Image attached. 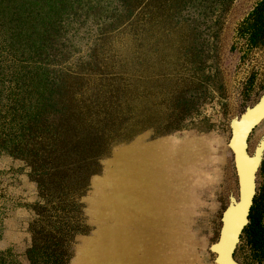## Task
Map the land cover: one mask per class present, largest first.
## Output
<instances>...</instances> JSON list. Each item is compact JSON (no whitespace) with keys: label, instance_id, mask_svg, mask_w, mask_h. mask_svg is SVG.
Returning a JSON list of instances; mask_svg holds the SVG:
<instances>
[{"label":"rangeland","instance_id":"1","mask_svg":"<svg viewBox=\"0 0 264 264\" xmlns=\"http://www.w3.org/2000/svg\"><path fill=\"white\" fill-rule=\"evenodd\" d=\"M64 8L65 68L88 73L85 97L110 95L100 79L114 77L109 88L128 105L122 135L77 198L85 232L71 238L68 264H216L222 215L239 198L231 122L264 96V0H67ZM248 146L251 157L263 150L260 197L264 120ZM42 192L28 164L0 153V264H34L33 229L47 228L63 198ZM234 259L264 264L244 234Z\"/></svg>","mask_w":264,"mask_h":264},{"label":"trees","instance_id":"2","mask_svg":"<svg viewBox=\"0 0 264 264\" xmlns=\"http://www.w3.org/2000/svg\"><path fill=\"white\" fill-rule=\"evenodd\" d=\"M66 1L0 0V153L28 164L43 195L50 188L63 193L48 211L47 228L33 229L34 264H68L71 238L85 232L74 217L77 198L128 120L124 92L109 88L114 77L100 79L109 86L99 91L110 95L85 97L88 73L65 68ZM262 204L264 193L255 197L243 234L264 259Z\"/></svg>","mask_w":264,"mask_h":264},{"label":"bare ground","instance_id":"3","mask_svg":"<svg viewBox=\"0 0 264 264\" xmlns=\"http://www.w3.org/2000/svg\"><path fill=\"white\" fill-rule=\"evenodd\" d=\"M264 114V105L259 108L254 117H261ZM249 127L245 123H240L234 129V138L232 148L235 155L236 167L239 171V191L242 194V204L232 213H229L224 222L223 240L219 248V256L221 264H235L233 258L230 257V245L234 241L236 228L241 220L245 204L252 189L253 169L258 164V157H251L247 152V133ZM257 157V158H256ZM256 158V159H255Z\"/></svg>","mask_w":264,"mask_h":264},{"label":"water","instance_id":"4","mask_svg":"<svg viewBox=\"0 0 264 264\" xmlns=\"http://www.w3.org/2000/svg\"><path fill=\"white\" fill-rule=\"evenodd\" d=\"M264 105V96H262L260 98V100L251 108H248L246 110V112L240 117V118H235L232 122H231V139L229 142V148L232 151L233 155H234V151L232 148V141L234 138V129L237 125H239L240 123H245L247 124V126L249 127L248 129V133H247V149L249 148L248 146V140L250 135L252 134L253 130L264 120V114L261 117H254L255 113L259 110V108H261ZM257 157H258V164L255 166V168L253 169V174H252V189L250 191L249 197L247 199V202L245 204V209L243 211L241 220L236 228V234H235V238L234 241H232L231 245H230V257L234 259V254L235 251L240 243V239L241 236L244 232V230L246 229V227L249 225V217H250V213L252 210V207L254 205V199L255 196L257 194V185H256V179H257V174L259 172V169L261 167V163H262V153L263 150H257ZM256 157V158H257ZM255 158V159H256ZM234 160H235V155H234ZM235 168H236V173H237V177H239V171H238V167H236V160H235ZM238 200H233L230 205L226 208V210L224 211L223 215H222V227H221V231H220V237L219 240L217 241L216 244H214L211 248V251L216 255V259H215V263L216 264H221L220 256H219V248L220 245L222 243L223 240V231H224V222H225V218L229 213L234 212L235 210H237L238 207H240V205L242 204L243 198H242V194H240L239 191V195H238ZM235 261V259H234ZM235 264H238L235 261Z\"/></svg>","mask_w":264,"mask_h":264}]
</instances>
